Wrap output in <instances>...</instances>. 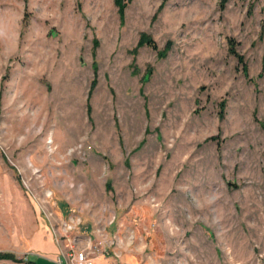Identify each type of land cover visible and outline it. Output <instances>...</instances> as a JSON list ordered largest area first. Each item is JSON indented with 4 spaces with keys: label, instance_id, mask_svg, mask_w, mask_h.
I'll return each mask as SVG.
<instances>
[{
    "label": "rangeland",
    "instance_id": "374dc122",
    "mask_svg": "<svg viewBox=\"0 0 264 264\" xmlns=\"http://www.w3.org/2000/svg\"><path fill=\"white\" fill-rule=\"evenodd\" d=\"M40 208L118 264H264V0H0L1 252Z\"/></svg>",
    "mask_w": 264,
    "mask_h": 264
},
{
    "label": "crops",
    "instance_id": "0c3cea01",
    "mask_svg": "<svg viewBox=\"0 0 264 264\" xmlns=\"http://www.w3.org/2000/svg\"><path fill=\"white\" fill-rule=\"evenodd\" d=\"M20 217L21 222L25 224L26 221H24V219L26 216L21 215ZM29 222V228L24 227L21 231L16 230L15 237L13 236L17 242L16 245L12 246L10 249H5L7 252L13 254L14 259L0 260L11 261L10 263L15 264L17 263L15 260L17 259V261L20 262L19 258L22 254H26L28 257V254L33 252L38 254L40 251L47 254V256L53 260L57 257L58 247L48 233V223L44 216L39 212H33L31 218L29 217ZM54 263L57 264L56 262ZM93 264H118V260L116 261L114 258H107L99 255L93 259Z\"/></svg>",
    "mask_w": 264,
    "mask_h": 264
},
{
    "label": "built area",
    "instance_id": "2783aa9c",
    "mask_svg": "<svg viewBox=\"0 0 264 264\" xmlns=\"http://www.w3.org/2000/svg\"><path fill=\"white\" fill-rule=\"evenodd\" d=\"M41 214L44 216L48 223L49 230L53 236V241L58 247V256L56 257L57 264H93V259L97 255H92L93 250L88 247L77 246L73 238L69 240V243H65L61 236L74 228L75 224L79 222V218H72L71 216L66 219H62L55 222L57 226L52 224L50 218L52 214L44 208H40ZM98 251L97 247L95 246ZM99 254H101L99 252ZM26 254H22L21 261H26Z\"/></svg>",
    "mask_w": 264,
    "mask_h": 264
},
{
    "label": "trees",
    "instance_id": "16d2710c",
    "mask_svg": "<svg viewBox=\"0 0 264 264\" xmlns=\"http://www.w3.org/2000/svg\"><path fill=\"white\" fill-rule=\"evenodd\" d=\"M129 1L130 0H113V3L116 6L117 11H118V13H119L120 16L122 14V11H123L124 7L126 6V4ZM96 44H97L96 39H93V46H96ZM143 45H148L151 48H154L155 47L153 40L147 34L140 33L139 38H138V40H137V42L135 44V47L132 49V53H134L138 47L143 46ZM168 45H169V43H167L165 45V47L163 48L162 52H160V55H162V54L165 53V51L169 47ZM229 50L236 56L237 60L241 62V60H242L241 59V56L235 54L232 46H229ZM94 85H95V79L93 78L91 80V82H90V86H89V90H88V96L90 95L92 89L94 88ZM0 259H11V260H13L14 257H13V254L10 253V252H6V251L1 252L0 251ZM15 261H17V260H15Z\"/></svg>",
    "mask_w": 264,
    "mask_h": 264
}]
</instances>
